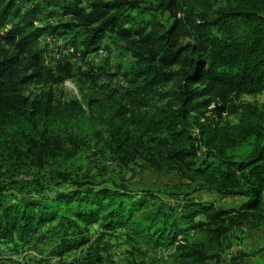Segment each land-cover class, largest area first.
<instances>
[{"label": "trees", "instance_id": "obj_1", "mask_svg": "<svg viewBox=\"0 0 264 264\" xmlns=\"http://www.w3.org/2000/svg\"><path fill=\"white\" fill-rule=\"evenodd\" d=\"M28 1L0 0V136L41 165L59 149L62 129H88L102 139L95 116L118 160L143 155L184 182L151 187L113 179L95 187L83 176L51 197L0 202V245L23 251L47 243L48 258L87 246L86 258L99 261L89 235L96 224L103 235L124 232L161 255L125 264H210L211 250L234 231L264 228V102L241 99L264 91V0ZM55 10L68 20L37 23ZM61 32L73 34V53L82 58L112 37L132 57L119 73L133 86L118 92L101 84L106 98L84 96L89 111L77 99L57 98L48 85L70 77L73 66L59 61L46 68L47 44L40 40ZM82 75L92 84L98 78L90 69ZM31 82L42 87L25 94ZM229 197L241 204L217 205ZM195 233L211 247L197 243Z\"/></svg>", "mask_w": 264, "mask_h": 264}, {"label": "rangeland", "instance_id": "obj_2", "mask_svg": "<svg viewBox=\"0 0 264 264\" xmlns=\"http://www.w3.org/2000/svg\"><path fill=\"white\" fill-rule=\"evenodd\" d=\"M17 2L21 6L30 4L28 0H17ZM222 2L224 1L217 0L218 4ZM46 12L38 16V24L46 22L55 24L69 18L60 10L53 11L51 16ZM161 18L165 20L167 13ZM72 39V33L61 32L52 37H42L40 40L41 45L47 44L44 54L46 68L53 67L59 61H69L73 66L70 77L61 83L48 85L57 98L77 99L82 103L83 109L89 111L84 103V96L105 97V92L98 88L101 84L116 88L118 92H124L126 88L133 86V82L124 79L119 73L120 67L128 65L132 57L122 47L116 45L112 37H106L97 50L83 58L78 56V52L73 53ZM88 69L98 76L95 84L82 75V72ZM41 87V84L31 82L25 86L24 92L33 94L39 92ZM167 89L168 86L162 88V91ZM241 99L261 105L264 102V91L255 95H243ZM222 119L229 122L236 121V117L232 115H223ZM91 121L96 129L101 131L102 139L88 133L90 132L88 129L72 134L62 129L58 133L59 149L46 154L41 165L36 164L32 156L24 154V146L11 138L0 136V202L14 203L23 196L51 197L57 190L74 188L76 183L72 180H79L78 178L83 176L93 181L95 187L109 185L113 179L125 181L133 186L151 187L184 182L174 171L160 170L143 155L131 156L127 163L118 160L108 147L107 131L100 123V119L93 116ZM69 135H73L71 139ZM64 176L66 179H63ZM195 196L198 199L213 200V197L205 192H197ZM216 202L222 207H227L230 203L229 199H218ZM89 235L91 242L94 241L93 244L96 245L94 248L98 249L99 261L86 258L87 246L72 250L61 258L58 256L48 258L46 256L50 254L51 246L47 243H40L33 250L23 251L20 249L9 251L4 248L8 245L2 244L0 252L5 253H0L2 256L0 264H108L109 262L125 264L133 258L146 262L154 258L161 260L159 252L143 242L132 243L124 232L103 235L100 228L94 224L89 228ZM193 239L197 243H203L204 247H211L204 233L193 234ZM241 239L240 236L231 234L220 247L213 248L211 252L213 253L214 250L215 257L209 261L210 264H264V242L256 248L244 247L246 244L238 248L244 242ZM162 264L171 263L167 261Z\"/></svg>", "mask_w": 264, "mask_h": 264}, {"label": "crops", "instance_id": "obj_3", "mask_svg": "<svg viewBox=\"0 0 264 264\" xmlns=\"http://www.w3.org/2000/svg\"><path fill=\"white\" fill-rule=\"evenodd\" d=\"M223 199H229V206L224 207V208H237L240 204L242 199L239 197H229V198H223ZM263 229H260L258 231H252L248 229H243L239 231H234L232 234H236L237 236H240L242 238L241 240L244 241L242 242L241 245L238 246V248L242 247H250V248H256L260 247V243L264 242V236H263ZM258 245V246H257Z\"/></svg>", "mask_w": 264, "mask_h": 264}]
</instances>
